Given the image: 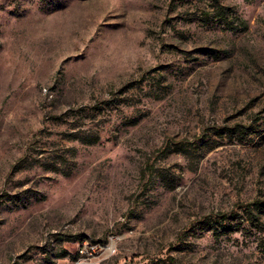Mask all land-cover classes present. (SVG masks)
I'll return each instance as SVG.
<instances>
[{"label": "rangeland", "instance_id": "1", "mask_svg": "<svg viewBox=\"0 0 264 264\" xmlns=\"http://www.w3.org/2000/svg\"><path fill=\"white\" fill-rule=\"evenodd\" d=\"M219 1L0 0V264H264V0Z\"/></svg>", "mask_w": 264, "mask_h": 264}, {"label": "trees", "instance_id": "2", "mask_svg": "<svg viewBox=\"0 0 264 264\" xmlns=\"http://www.w3.org/2000/svg\"><path fill=\"white\" fill-rule=\"evenodd\" d=\"M215 1V5H213L214 9L216 10V18L218 20H226L228 15L227 9L224 5H222L220 3L219 0H214ZM97 141H99V137L97 135H93V136H89L87 140H85V142L89 143V144H93L96 143Z\"/></svg>", "mask_w": 264, "mask_h": 264}]
</instances>
